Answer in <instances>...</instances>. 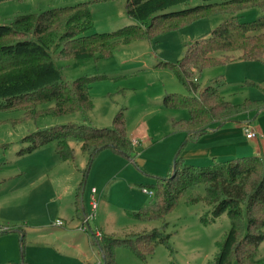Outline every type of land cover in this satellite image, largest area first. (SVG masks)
<instances>
[{"label": "rangeland", "instance_id": "rangeland-1", "mask_svg": "<svg viewBox=\"0 0 264 264\" xmlns=\"http://www.w3.org/2000/svg\"><path fill=\"white\" fill-rule=\"evenodd\" d=\"M78 1L51 2L53 5L50 3L30 11ZM219 1L223 0H188L186 4L172 9ZM90 8L93 26L86 34L111 32L136 23L127 17L123 0H91ZM260 13V8L252 6L236 12L204 14L178 23H162L149 37L119 42L106 57L61 58L53 52L54 62L67 83L82 75L104 77L92 83L89 96L93 107L86 112L26 117L18 109H0V227L25 230L22 245L16 230L0 234V264H18L21 259L27 264H91L99 259L96 246L89 240L91 235H88L89 238H73L66 223L52 231L45 229L58 218L65 222L64 219L72 214L74 187L84 172V208L89 209L91 187L96 189L98 201L90 228L99 224L110 231L106 233L98 228L97 237L106 234L127 238L156 228L169 233L172 258L176 264H214L217 242L229 228L225 212L213 222L204 224L201 216L207 215L208 205L204 201L186 203L188 192L178 199L163 219L138 221L128 217L123 210L133 211L148 203L150 196L140 190L141 185L154 181L146 164L162 163L172 152L170 149L177 134L165 127L167 115H188L185 108L167 109L161 106V96L165 92L187 95L189 91L168 67L158 66L157 63L177 62L186 46L231 15H237L241 21H249ZM9 23L3 21L0 24ZM239 53L233 52L234 55ZM194 77L200 87L216 86L226 100L234 103L244 98H264V55L260 60L234 59L204 68ZM48 105L51 103L39 108ZM119 110L123 111L127 129H141L149 140L145 141V146L141 145L144 141L135 146L139 152L133 160L111 149H103L91 160L86 171L87 154L82 150L81 143L75 140H70L74 148L72 160L63 161L55 155L53 143L31 152H19L27 144L22 142V138L28 133L67 122L110 127L113 115ZM177 150L178 147L175 153ZM174 155L170 157V167ZM198 189L201 190V187ZM257 252L259 258L264 257V239ZM114 256L115 264H169L171 258L162 244H157L145 259L137 257L125 246H117Z\"/></svg>", "mask_w": 264, "mask_h": 264}, {"label": "trees", "instance_id": "trees-1", "mask_svg": "<svg viewBox=\"0 0 264 264\" xmlns=\"http://www.w3.org/2000/svg\"><path fill=\"white\" fill-rule=\"evenodd\" d=\"M123 1L127 17L136 23L111 32L86 34L93 26L91 0L17 14L9 24H0V109H18L26 117L86 112L93 107L90 87L104 76L82 75L67 83L54 62L53 52L61 58L106 57L119 42L149 37L162 23H178L204 14L236 12L256 6L261 10L256 18L241 21L237 15H231L186 46L177 62L159 61L157 65L168 67L189 91L187 95L165 92L161 96L162 107L186 109V118L171 122L172 131L184 132L186 142L225 121L264 110V98H244L234 103L226 100L216 86L200 87L194 77L204 68L234 59L262 58L264 0H223L177 10L172 8L188 0ZM234 51L240 53L234 55ZM48 103L51 105L39 108ZM70 140L80 142L87 154L86 171L91 160L103 149H111L128 159L135 156L122 110L113 115L110 127L67 122L28 133L22 138L27 144L19 152H31L53 143V151L61 160H72L74 148ZM180 149L170 174L155 176L152 183L144 185L152 191L148 203L137 210L126 211L127 216L138 221L163 219L188 192L186 203L204 201L208 205L207 215L201 216L204 224L213 222L224 212L229 219L228 230L217 242L214 264H264V257L259 258L257 252L264 239V163L256 156H242L194 165L183 161ZM85 178L86 172L74 192V210L78 215L81 213L82 220L87 213L82 201ZM12 230L19 233L22 245L24 229L0 227V234ZM169 237V233L153 228L127 238L101 234L91 236L90 240L103 264H115L117 246L128 247L137 257L145 259L157 244L168 249L169 264H176ZM18 264L27 263L21 259Z\"/></svg>", "mask_w": 264, "mask_h": 264}, {"label": "crops", "instance_id": "crops-1", "mask_svg": "<svg viewBox=\"0 0 264 264\" xmlns=\"http://www.w3.org/2000/svg\"><path fill=\"white\" fill-rule=\"evenodd\" d=\"M61 1H65V0H0V23L3 21L10 22L12 17L17 14L30 13L32 12L30 10L35 9V7L38 8L44 5L47 6L50 5L51 2L55 4ZM25 9H29V10L24 12ZM161 110L162 109H160V111ZM251 114L254 113L248 112L246 113V115H244L241 118L232 121H225L218 127L214 128L213 130H210L209 132L202 134L197 139L189 140L187 142L185 139L184 132L176 131L174 133L177 134L176 139L174 144L172 145V148L170 149V151L172 152H170L169 158L164 160V162L162 163L158 162L157 164L150 162L146 164V166L149 165L148 166L149 168H147V170L149 171L148 173H151L149 175L155 177V176H162V175L164 176L170 174L171 167L169 166L168 163H170V157L172 154L174 155L176 147H178V150L181 147L180 156L182 157L183 161L194 165H200L204 163L207 165L211 163L213 160H225V159L242 157V156H256L264 163V138L261 136V134H264V110L257 112L256 114L253 115L252 118H250ZM178 118H186V117L184 116L173 117L167 115L165 120V127H169L170 132H173L172 128L170 130L171 122ZM245 124L255 129L256 135L254 137L247 138L244 135V133L241 131L242 125ZM126 130H127V134L130 135V138L135 137L138 140L137 144L144 141V143H142L141 145L145 146L146 142H149V140L146 138V134L143 133L141 129L138 128L127 129L126 127ZM137 144L133 145L135 155H137L139 152L135 150L136 149L135 146ZM130 160H133V158ZM80 180L75 185L74 192ZM142 187L144 186L142 185L140 186L141 191H142ZM89 196H90V190H89ZM73 207H74V193H73ZM126 211H131V210H127V209L123 210L125 214ZM58 219L62 220V218H58ZM64 221L65 222H63L62 220L61 225H55L53 222L49 225V227H46L45 229L52 231L56 228L63 227V225L66 223L68 224L69 227L68 229H70L69 233L70 235H73V238H80L82 236L85 237L87 236V238H89L87 233L82 232L81 230L78 229V226L82 222V217H80V215L75 213L74 208L72 214L67 216L64 219ZM92 228H97V229L100 228L102 232L110 233V231L105 230L102 227V225L99 224L94 225V227ZM70 242H74V241H70ZM88 264L90 263L88 262Z\"/></svg>", "mask_w": 264, "mask_h": 264}, {"label": "built area", "instance_id": "built-area-1", "mask_svg": "<svg viewBox=\"0 0 264 264\" xmlns=\"http://www.w3.org/2000/svg\"><path fill=\"white\" fill-rule=\"evenodd\" d=\"M241 131L244 133V135L247 138H251V137H254L256 135L255 129L249 127L246 124L242 125ZM261 136L264 138V134H261ZM131 142L134 145V144L138 143V140L135 137H132ZM142 191L149 196L152 195V191L150 189H148L147 187H142ZM88 206H89V209L87 210V213L84 216L81 224L78 226V229L81 230L82 232L87 233L88 235L97 237L99 235V230L97 228L91 229L90 224H89L90 221L94 218L95 211L98 207V201L96 199V189L94 187L90 188V196H89V200H88ZM54 224L55 225H61L62 220L58 219L54 222ZM3 229H5V228L3 227ZM91 264H103L101 257H99L98 260L94 261Z\"/></svg>", "mask_w": 264, "mask_h": 264}, {"label": "water", "instance_id": "water-1", "mask_svg": "<svg viewBox=\"0 0 264 264\" xmlns=\"http://www.w3.org/2000/svg\"><path fill=\"white\" fill-rule=\"evenodd\" d=\"M174 159H175V157H174ZM174 159H173V161H174Z\"/></svg>", "mask_w": 264, "mask_h": 264}]
</instances>
